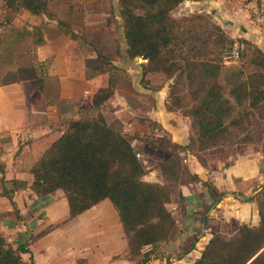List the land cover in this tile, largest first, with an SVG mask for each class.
<instances>
[{
	"label": "crops",
	"instance_id": "0c3cea01",
	"mask_svg": "<svg viewBox=\"0 0 264 264\" xmlns=\"http://www.w3.org/2000/svg\"><path fill=\"white\" fill-rule=\"evenodd\" d=\"M249 1L186 0L181 6L190 13L207 15L235 41H248L264 52V31L250 19ZM253 1L264 8V0ZM17 19L5 30L0 45V234L12 248L28 244L31 254H22L25 262L32 256L34 264H132L127 257L126 235L109 200L67 220L64 192L58 189L37 198L30 189L31 168L45 149L78 120L79 110L99 107L110 125L134 136L132 146L147 169L143 179L164 184L158 164L168 157V150L189 143L190 120L179 111L166 109L171 81H154L153 75L161 73L147 74L149 82L140 84L145 60H133L127 69L134 78L128 91L114 86L108 70L80 75L84 70L67 61L69 55L81 56L74 51L77 41L66 52L65 42H38L35 51L27 52L28 64L24 65L19 46L23 35ZM121 54L122 58L127 56L126 46ZM263 128L264 120L252 143L206 150L202 153L204 163L185 151L182 162L200 181L185 178L169 189L166 206L178 227L176 238L169 243V249L179 254L169 258L172 264H193L216 233L235 235L243 225L260 223L256 202L239 197H250L262 189ZM153 136L167 137L170 145L162 150L149 145L146 138ZM201 182H208L222 195L215 196ZM4 188L12 196L19 218L2 195ZM168 257L153 259L152 264H165Z\"/></svg>",
	"mask_w": 264,
	"mask_h": 264
},
{
	"label": "trees",
	"instance_id": "16d2710c",
	"mask_svg": "<svg viewBox=\"0 0 264 264\" xmlns=\"http://www.w3.org/2000/svg\"><path fill=\"white\" fill-rule=\"evenodd\" d=\"M184 1L118 0L127 57L145 60L141 64L144 76L161 73L166 80L174 79L168 86L166 109L179 111L190 120L189 143L168 150V157L158 164L165 183L143 179L147 169L136 157L134 136L110 125L99 107L79 110L78 120L45 149L31 168L30 189L37 198L58 189L64 192L67 220L109 200L118 213L127 239V257L133 264H148L152 258L162 257L165 243L178 234L176 220L166 206L169 189L185 178L200 181L183 164L180 153L191 151L204 163L202 153L208 149L252 143L264 120V52L240 40L253 47L251 70L227 66L225 59L235 40L205 14L172 16ZM0 2L5 11L0 29L10 28L21 11L51 17L50 0ZM3 36L0 34V45ZM223 72L228 73L227 87L217 82ZM182 84L188 87L186 94ZM146 141L159 150L170 145L165 136L147 137ZM201 183L215 196L222 195L208 182ZM261 187L250 198L257 204L260 223L243 225L235 235L214 234L193 264H264V183ZM2 195L19 218L5 188ZM23 253L31 254L28 244L12 248L0 234V264H34L32 256L25 262Z\"/></svg>",
	"mask_w": 264,
	"mask_h": 264
},
{
	"label": "rangeland",
	"instance_id": "374dc122",
	"mask_svg": "<svg viewBox=\"0 0 264 264\" xmlns=\"http://www.w3.org/2000/svg\"><path fill=\"white\" fill-rule=\"evenodd\" d=\"M48 10L51 17H31L24 15L23 11L17 15L16 24L23 35L22 42L19 44L23 64H28L26 62L27 52L35 51L38 42H49L54 45L65 42L63 51L66 52L73 48L75 45L74 41H77L78 45L74 48V51L81 56L72 57L69 55L67 61L70 65L74 64L84 70L80 75H98L101 71L108 70L112 76L114 86L123 87L125 91H128L127 88L132 84L134 78L130 77L127 69L132 65L133 60L139 63L143 59L135 58L131 60L127 56L122 58L121 51L124 50L126 45L123 25L119 17L118 0H50ZM193 14L196 13H190L185 8L183 9L181 4L172 11V16L174 17ZM3 15H5V11L0 2V18ZM4 32H6L4 28L0 29V34L3 35ZM236 42L240 45L241 57L235 62L226 58L225 64L227 66H240L245 71H249L251 70L249 62L253 55V47L242 44L239 40H236ZM115 49L116 52L114 51ZM34 57L35 55H33ZM227 61L228 63H226ZM227 76L228 73L223 72L217 82L227 87ZM153 78L154 81L160 82L165 76L163 74H155ZM149 80L142 74L139 82L145 85ZM167 81L173 83L174 79ZM181 86L183 94H186L188 87L184 84ZM259 138L262 139L263 135H259ZM141 159L142 156L140 154L139 160ZM172 241L165 243L163 248L164 255L157 257L162 259L164 256H169L165 264H167L169 258L174 259L179 255L174 254L172 249H169V243ZM147 249L149 247L144 248V250ZM157 258H152L148 264H152L153 259ZM139 261L140 258L135 263ZM169 263L172 264L171 261Z\"/></svg>",
	"mask_w": 264,
	"mask_h": 264
},
{
	"label": "built area",
	"instance_id": "2783aa9c",
	"mask_svg": "<svg viewBox=\"0 0 264 264\" xmlns=\"http://www.w3.org/2000/svg\"><path fill=\"white\" fill-rule=\"evenodd\" d=\"M247 10L252 22L264 31V8L257 2L251 0L247 2ZM240 58V45L236 41L233 44L232 50L227 57L229 61H237ZM228 63V61L226 62ZM185 152H181L184 155ZM136 157L139 159L140 154L136 153Z\"/></svg>",
	"mask_w": 264,
	"mask_h": 264
},
{
	"label": "water",
	"instance_id": "95a60500",
	"mask_svg": "<svg viewBox=\"0 0 264 264\" xmlns=\"http://www.w3.org/2000/svg\"><path fill=\"white\" fill-rule=\"evenodd\" d=\"M260 190H261V188L258 189L257 191H255L250 197H248V196H241L239 198L244 199V200H248V199L252 198Z\"/></svg>",
	"mask_w": 264,
	"mask_h": 264
}]
</instances>
